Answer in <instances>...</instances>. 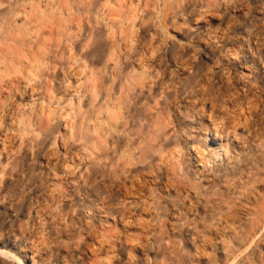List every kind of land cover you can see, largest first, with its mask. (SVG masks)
I'll return each instance as SVG.
<instances>
[{
	"label": "rangeland",
	"instance_id": "374dc122",
	"mask_svg": "<svg viewBox=\"0 0 264 264\" xmlns=\"http://www.w3.org/2000/svg\"><path fill=\"white\" fill-rule=\"evenodd\" d=\"M247 101L255 120L204 142ZM262 115L264 0H0V247L25 264H264Z\"/></svg>",
	"mask_w": 264,
	"mask_h": 264
},
{
	"label": "bare ground",
	"instance_id": "6f19581e",
	"mask_svg": "<svg viewBox=\"0 0 264 264\" xmlns=\"http://www.w3.org/2000/svg\"><path fill=\"white\" fill-rule=\"evenodd\" d=\"M28 1V0H27ZM55 1V0H54ZM52 2H53V0H52ZM57 2H59V1H57ZM88 2V1H87ZM55 3V2H54ZM240 4V3H239ZM28 5V4H27ZM51 5V4H50ZM87 5H88V3H87ZM54 6V5H53ZM29 7V6H28ZM244 7H246V6H244ZM29 9V8H28ZM161 9V8H160ZM226 10V9H225ZM238 11H239V9H238ZM241 11V10H240ZM42 12V11H41ZM160 12V11H159ZM66 13V12H65ZM67 14V13H66ZM244 14V13H243ZM77 15V14H76ZM159 15V14H158ZM78 16V15H77ZM160 16V15H159ZM198 18V17H197ZM22 19H24V18H22ZM159 21H160V19H158ZM198 20V19H197ZM230 21V20H229ZM130 22V21H129ZM161 24V23H160ZM228 24V23H227ZM162 25V24H161ZM77 26V25H76ZM163 27V26H162ZM240 27H241V29L242 30H244L245 32H247V30H248V26L246 25V24H241L240 25ZM164 29V28H163ZM82 30V29H81ZM76 33V32H75ZM32 35H33V33H32ZM34 36V35H33ZM32 36V37H33ZM238 37V36H237ZM112 38V37H111ZM230 38V37H229ZM243 38V37H242ZM76 41V40H75ZM159 46V45H158ZM234 46H236V45H234ZM233 46V48H235ZM219 47V46H218ZM217 47V48H218ZM71 48V47H70ZM229 48V47H228ZM232 47H230L229 48V53L230 54H226V55H230L229 57H230V59H235V58H237V57H235V55L234 54H232L231 52H230V50H232L233 52H234V50L233 49H231ZM72 49V48H71ZM182 49V48H181ZM249 49V48H248ZM180 50V49H179ZM226 50V49H225ZM228 50V49H227ZM226 50V51H227ZM178 51V50H177ZM213 51V50H212ZM236 51V50H235ZM72 52V51H71ZM179 52H181V51H179ZM225 52V51H224ZM155 55V54H154ZM236 55H237V51H236ZM154 57H156V56H154ZM223 57V56H222ZM228 57V58H229ZM144 58V57H143ZM224 58V57H223ZM227 57L225 58V59H228ZM141 59H142V57H141ZM140 59V60H141ZM221 59V58H220ZM229 59V60H230ZM228 60V61H229ZM145 61V60H144ZM144 61H142V62H144ZM178 61V60H177ZM258 61V60H257ZM140 62V61H139ZM232 62V61H231ZM145 64H147V63H145ZM227 64V63H226ZM135 65V64H134ZM228 65V64H227ZM142 66H144V65H142ZM82 67H84V66H82ZM137 68H140V67H137ZM181 69V68H180ZM36 70V69H35ZM176 70V69H175ZM184 71V70H183ZM36 72V71H35ZM34 72V73H35ZM179 72V71H178ZM116 73V72H115ZM208 73V72H207ZM226 73V72H225ZM229 73V72H228ZM227 74V73H226ZM36 75V74H35ZM162 75H163V73H162ZM250 75H252V74H249V75H247V76H250ZM89 76V75H88ZM141 76H143V75H141ZM187 76V75H186ZM226 76V75H225ZM205 77V76H204ZM231 77V76H230ZM226 78H227V76H226ZM183 79V78H182ZM225 79V78H224ZM231 79V78H230ZM229 79V81H232V80H230ZM206 80H207V78H206ZM207 83H209V82H207ZM243 84V83H242ZM205 85V86H204ZM203 86L204 87H207L206 86V84H204ZM223 85V84H222ZM209 87V86H208ZM218 87V86H217ZM201 88H203V87H201ZM219 88V87H218ZM205 89V88H204ZM203 89V90H204ZM240 90H241V88H239ZM201 90V89H200ZM205 91V90H204ZM233 91V90H232ZM239 91V90H238ZM257 91V90H256ZM216 92V91H215ZM242 92V91H241ZM236 93H237V91H236ZM254 93V92H253ZM252 93V94H253ZM232 95V94H231ZM236 95H238V93L236 94ZM254 95V94H253ZM257 95V94H256ZM235 97V96H234ZM252 97V96H251ZM254 98H255V96H254ZM253 98V99H254ZM228 99V98H227ZM252 99V102L255 100H253ZM191 100V99H190ZM193 100V99H192ZM191 100V101H192ZM250 100V99H249ZM105 101V100H104ZM176 101V100H175ZM174 101V102H175ZM187 101V100H186ZM197 101V100H196ZM240 101V92H239V95L237 96V97H235V99L232 101L233 103L235 102H239ZM251 101V100H250ZM250 101H247V104H248V108L246 107V110L243 108V106L241 105L240 107H239V109H238V107H237V109H238V112H235V114H234V117L233 116H231V112L233 111L234 112V110H232L231 111V109L232 108H228L227 106H226V108H223L222 110H223V116H221L220 118H219V120L218 121H215L214 123H213V132H212V130H211V132H210V129H208L207 128V132H205V139H204V142H208V141H210V135L213 133V135H215V139L213 138V139H211V142L212 143H219V145L220 144H222V139L224 138V133H223V135L222 136H219V131H221V130H223L224 131V129H228V132H229V134H228V136H230L231 134H232V130L233 129H235L236 127H237V125L238 124H240L241 122H249V121H252V120H255V118H254V109L255 108H257V110L259 109V106L258 107H253V105H252V102H250ZM125 102H126V99H125ZM257 102V101H256ZM187 103V102H186ZM254 103V102H253ZM260 103V102H259ZM174 104V103H173ZM192 104V103H191ZM190 104V105H191ZM195 104H196V102H195V100H194V104H192L191 106H195ZM210 104V103H209ZM230 104V103H229ZM108 105H111V107H108V110L111 112V114L112 115H116V113L118 114L123 108H124V106H123V102H121L120 101V99L119 100H117V103H115V101L113 100V101H111ZM189 105V104H188ZM202 105V104H201ZM215 105V104H214ZM257 105H258V103H257ZM256 105V106H257ZM260 105V104H259ZM203 106V105H202ZM201 106V107H202ZM220 106V105H219ZM239 106V105H238ZM75 107V106H74ZM224 107V106H223ZM233 107V106H232ZM77 108H78V110H79V107L77 106ZM172 108H174V107H172ZM188 108H190V107H187V109ZM192 108V107H191ZM198 110H200V109H198ZM204 111V109H201L199 112L201 113V111ZM219 110V109H218ZM236 110V109H235ZM256 110V109H255ZM80 111V110H79ZM72 112V111H71ZM122 112V111H121ZM197 112V111H196ZM198 112V113H199ZM255 112H257V111H255ZM203 113V112H202ZM221 114V113H220ZM202 115H204V114H202ZM201 115V116H202ZM222 115V114H221ZM233 115V114H232ZM10 116V115H9ZM263 116V115H262ZM261 116V117H262ZM198 117V116H197ZM264 117V116H263ZM22 118H23V116H22ZM257 118V117H256ZM6 119V118H5ZM8 119V118H7ZM121 119V117H119L118 119H117V122H118V120H120ZM260 119V118H259ZM76 120V119H75ZM96 120V119H95ZM258 120V119H257ZM8 122V121H7ZM116 122V123H117ZM9 123V122H8ZM94 123H95V121H94ZM70 125V124H69ZM72 126V125H71ZM110 126V125H109ZM19 127V126H18ZM206 129V128H205ZM73 131V130H72ZM71 131V132H72ZM100 131V130H99ZM184 131V130H183ZM187 137V136H186ZM203 139V138H202ZM64 140V139H63ZM211 143V144H212ZM63 144H64V141H63ZM211 147H212V145H210ZM37 147V146H36ZM86 149V148H85ZM83 150V149H82ZM50 151H51V149H50ZM211 154L213 155V160H218V161H221V160H223L224 158L225 159H227V160H231L232 159V157H233V152L231 151V149H230V146L227 144L226 146H224V148H222L221 150H215L214 148H212L211 149ZM83 152V151H82ZM236 152V151H235ZM85 154V153H84ZM83 154V155H84ZM48 155V154H47ZM49 156V155H48ZM50 157H51V155H50ZM87 158V157H86ZM196 158V157H195ZM212 158V157H211ZM43 159V158H42ZM48 160H49V158H48ZM195 160V159H194ZM197 160V159H196ZM164 161H166V160H164ZM204 160H203V158H202V160H201V162H203ZM47 162V161H46ZM194 163V162H193ZM206 163V162H205ZM214 164H215V162L214 161H209V162H207L206 164H201L202 166H203V168H204V166L206 165V166H208L209 168H208V170L207 171H209V172H207L206 170V174L209 176V174L208 173H210L211 171H212V169H213V167H214ZM198 164H196V166H197ZM195 166V167H196ZM48 167V166H47ZM46 167V168H47ZM201 167V166H200ZM204 169H206V168H204ZM199 174H201V172H199ZM205 174V173H204ZM210 178V177H209ZM167 180V179H166ZM114 183H112V185H113ZM164 184V183H163ZM102 186H103V184H102ZM43 209V208H42ZM92 209V208H91ZM93 209H95V208H93ZM100 210V209H99ZM114 211V210H113ZM131 211V210H130ZM38 212V211H37ZM39 212H40V210H39ZM100 212V211H99ZM103 213V212H102ZM42 214V213H41ZM40 214V215H41ZM39 216V215H38ZM42 216V215H41ZM124 217H126V216H124ZM127 218V217H126ZM116 219V218H115ZM121 219H123V218H121ZM128 219H130V217L128 218ZM120 220V219H119ZM124 220V219H123ZM120 221H122V220H120ZM126 221V220H125ZM124 221V222H125ZM123 222V223H124ZM24 227V226H23ZM32 242V241H31ZM30 242V243H31ZM33 243V242H32ZM35 243V242H34ZM41 244V243H40ZM3 245V244H2ZM33 245H35V244H33ZM33 245H32V247H33ZM39 245V244H38ZM5 247V246H4ZM31 247V248H32ZM35 247V246H34ZM37 247V246H36ZM85 247V246H84ZM33 249V248H32ZM31 249V250H32ZM37 249V248H36ZM16 250V249H15ZM34 250V249H33ZM46 250V249H45ZM30 251V250H29ZM23 253H24V251H22ZM22 252H20V253H22ZM33 252V251H32ZM40 254H41V252H39ZM39 253H37L38 255H39ZM35 254V253H34ZM46 254V253H45ZM81 254V253H80ZM15 256V260L18 262V263H20V264H25V261H24V259H22L20 256H17V255H14V253H12L11 251H7L6 250V248H3V247H0V256H5V257H7V256ZM37 255V256H38ZM83 255V254H82ZM36 256V255H35ZM40 256V255H39ZM34 257V256H33ZM32 257V258H33ZM85 262H86V259H85ZM84 262V263H85ZM47 263V262H46Z\"/></svg>",
	"mask_w": 264,
	"mask_h": 264
}]
</instances>
